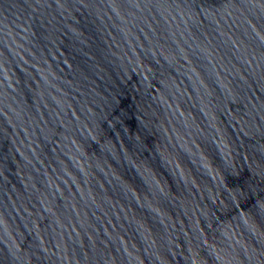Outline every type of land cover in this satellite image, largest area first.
<instances>
[{"label":"water","instance_id":"obj_1","mask_svg":"<svg viewBox=\"0 0 264 264\" xmlns=\"http://www.w3.org/2000/svg\"><path fill=\"white\" fill-rule=\"evenodd\" d=\"M0 264H264V0H0Z\"/></svg>","mask_w":264,"mask_h":264}]
</instances>
